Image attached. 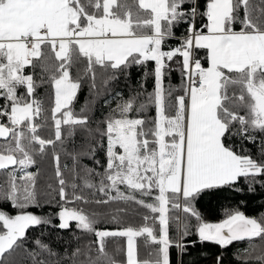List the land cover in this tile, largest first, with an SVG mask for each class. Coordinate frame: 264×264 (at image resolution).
<instances>
[{
  "label": "snow or ice",
  "instance_id": "snow-or-ice-1",
  "mask_svg": "<svg viewBox=\"0 0 264 264\" xmlns=\"http://www.w3.org/2000/svg\"><path fill=\"white\" fill-rule=\"evenodd\" d=\"M181 27L178 45H167ZM133 67L144 69L139 86L127 98L116 92L101 120L92 115L94 99L74 110L85 83L95 97L120 75L130 78ZM45 84L48 108L37 95ZM237 136L257 145L259 159L235 150ZM98 148L103 171L80 163L87 156L101 165ZM49 149L50 199L38 190L39 169L29 170ZM61 151L71 166L61 165ZM262 175L264 0H0V264H171V248L184 254L196 243L183 239L192 234L188 218L199 242L226 248L247 241L242 264H264V212L233 209L209 223L195 207L241 177ZM53 202L60 229L75 221L95 240L76 236V246L61 253L43 232L30 238V229L51 224V216L30 209ZM124 215L141 223L125 226ZM106 219L118 227L98 228ZM170 223L180 240L169 235ZM109 238H126V251H109Z\"/></svg>",
  "mask_w": 264,
  "mask_h": 264
},
{
  "label": "trees",
  "instance_id": "trees-1",
  "mask_svg": "<svg viewBox=\"0 0 264 264\" xmlns=\"http://www.w3.org/2000/svg\"><path fill=\"white\" fill-rule=\"evenodd\" d=\"M183 32V27L176 30V38L170 39L166 42L167 45L171 47H176L178 45L179 37ZM167 50V49H165ZM203 55V53H201ZM153 67L152 62L149 63V71ZM144 69L133 67L130 69L131 77L126 79L124 75H120L117 81L112 82L107 88H100V95L91 97L89 95L88 84L85 83L78 93L77 99L74 102L73 108L75 111H79L82 106L85 105L86 100H95V103L90 105L92 109V115L96 121L101 120L109 111L110 107H115L116 100L112 99L116 92H122L123 96L127 98L130 94V89L137 88L141 77L143 75ZM39 74V69H37ZM75 75V72H73ZM153 79L149 77L147 81V89L151 91L153 88ZM165 83H168L166 80ZM171 83H179V73L174 72L172 74ZM51 89L47 84L39 87L37 89V95L39 98L45 100V107H50V101L48 100V94ZM110 100V104H105V100ZM93 127L96 125L93 124ZM102 127V126H101ZM44 136H48L49 133H41ZM76 149L79 150V145L81 143L79 133L76 138ZM232 142L235 144V150L240 154H251L254 159H259L257 145L251 143L247 140H241L240 137H233ZM106 143V142H105ZM66 147L68 151L73 150V145L70 142H66ZM247 149L248 152L244 150ZM59 151V147L57 149ZM61 165L67 163L69 166L72 165V160L69 156L65 155L63 151L60 152ZM37 164L32 166L29 170L36 171L37 168L40 171L37 187L39 192L45 198L55 197V192L49 193L47 188L48 184H52L53 188L56 187L55 180V163L52 159L51 149L43 157H36ZM95 159L101 161V165H95L93 160L89 159L87 156L80 158V163L88 165L89 167H96L98 171H103L102 165L106 163L103 148H98L96 152ZM67 177V173H65ZM2 179V177H0ZM264 181V175L257 176L255 181L251 177L248 180L241 177L233 186H225L218 189L212 193L204 195L200 198L196 204V209L201 213L205 222L216 223L224 219L226 213L233 209H239L243 211L246 215L257 216L264 212V185L260 183ZM251 187L252 190H249ZM115 193H113L114 195ZM58 199V197H56ZM121 206L123 202H120ZM70 207H79L80 205H69ZM6 210L11 211L10 205L4 206ZM85 211L95 210L94 205H83ZM133 207H138L133 205ZM30 210L36 212L37 214L51 216V224L42 225L39 228H32L29 230V237L34 238L38 236L41 232L44 233L43 239L45 242H50L53 250L63 253L65 248H73L76 246L77 241L76 236L82 237V242H87L88 240H95V237L91 234H85L81 230L75 228V221L70 222V229H60L58 227L60 221L55 215L59 211L58 205L53 202L52 204H44L43 208L36 209L31 208ZM139 211L146 212L145 209H139ZM179 215V213H176ZM123 219L125 221V226L127 224L137 225L141 223V218L139 216L133 217L131 215H124ZM185 219L184 214L181 212V220ZM189 231L191 235L183 238L184 241H196V243L189 244L187 252L181 254L179 249L173 247L170 249V261L171 264H216V257H223V264H242V261H247V257L244 255V249L248 247L247 241L234 242L232 245L221 248L220 246L212 242H199L198 235L195 233L196 220L195 218H188ZM101 229H116L118 225L109 222V220H102L100 224L97 225ZM178 231L176 229L175 223H170L169 235L174 239L178 240ZM142 238H138V245L140 244ZM181 239V236H180ZM126 238H109L107 241V246L109 251L113 250L115 247L119 246L125 250ZM257 243H259L257 241ZM239 256V258H238ZM118 260L123 261L125 259V251H122L117 257ZM254 264V262H253Z\"/></svg>",
  "mask_w": 264,
  "mask_h": 264
},
{
  "label": "rangeland",
  "instance_id": "rangeland-1",
  "mask_svg": "<svg viewBox=\"0 0 264 264\" xmlns=\"http://www.w3.org/2000/svg\"><path fill=\"white\" fill-rule=\"evenodd\" d=\"M32 171V170H31ZM179 216L181 217V212L179 213ZM178 240H180V232L178 233Z\"/></svg>",
  "mask_w": 264,
  "mask_h": 264
},
{
  "label": "crops",
  "instance_id": "crops-1",
  "mask_svg": "<svg viewBox=\"0 0 264 264\" xmlns=\"http://www.w3.org/2000/svg\"><path fill=\"white\" fill-rule=\"evenodd\" d=\"M137 243H138V239H137ZM125 251H126V241H125Z\"/></svg>",
  "mask_w": 264,
  "mask_h": 264
},
{
  "label": "water",
  "instance_id": "water-1",
  "mask_svg": "<svg viewBox=\"0 0 264 264\" xmlns=\"http://www.w3.org/2000/svg\"><path fill=\"white\" fill-rule=\"evenodd\" d=\"M108 230H113V229H108Z\"/></svg>",
  "mask_w": 264,
  "mask_h": 264
}]
</instances>
